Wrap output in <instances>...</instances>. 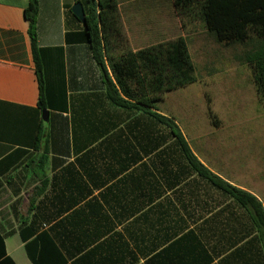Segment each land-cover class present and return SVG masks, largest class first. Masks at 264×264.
Masks as SVG:
<instances>
[{
  "label": "crops",
  "instance_id": "1",
  "mask_svg": "<svg viewBox=\"0 0 264 264\" xmlns=\"http://www.w3.org/2000/svg\"><path fill=\"white\" fill-rule=\"evenodd\" d=\"M30 1L0 0V264H146L164 248L171 264H264V242H251L253 230L245 239L238 209L191 172L170 131L110 99L109 80L134 102L109 55L169 41L160 10L116 0L122 35L102 42L100 63L72 13L76 0H37L36 57ZM165 99L152 112L238 187L195 154L160 109Z\"/></svg>",
  "mask_w": 264,
  "mask_h": 264
},
{
  "label": "trees",
  "instance_id": "2",
  "mask_svg": "<svg viewBox=\"0 0 264 264\" xmlns=\"http://www.w3.org/2000/svg\"><path fill=\"white\" fill-rule=\"evenodd\" d=\"M77 2H81L84 6L85 34L92 45L94 56L102 63V42L108 46L111 41L110 33L115 35L116 39H120L122 35L118 3L116 0H76ZM173 4L182 19L193 16L192 19L201 21L207 32L218 43L242 44L253 38L260 42L256 50L246 54L245 62L252 69L257 93L264 103V0H173ZM37 13L38 2L31 0L29 7L25 10V16L30 22V36L36 57L38 51L35 32ZM108 58L111 60L119 89L129 100L134 101L123 99L115 85L109 80L107 84L112 102L120 107L141 110L155 119L160 126L169 130L191 172L203 180L206 185L227 197L233 204V213L234 209H238L239 218L237 219L242 222L245 229L248 227L245 239L253 230L256 236L251 242L256 240L264 242V208L259 199L205 168L192 154L175 122L152 112V109H155L157 103L163 101L167 93L197 82L196 68L187 40L179 37L137 52L124 51L116 60H113L110 55ZM41 107L45 108L43 100ZM229 207L230 205L226 206L221 212H230ZM222 232L224 233V230ZM187 238L189 235L184 236L176 245ZM169 250L171 249H162L146 264L154 263L156 258L160 260L159 264H171ZM191 255L192 253L188 257ZM179 258L181 256L177 259ZM211 262L212 259L209 258L204 264ZM183 263V259H179L177 264Z\"/></svg>",
  "mask_w": 264,
  "mask_h": 264
},
{
  "label": "rangeland",
  "instance_id": "3",
  "mask_svg": "<svg viewBox=\"0 0 264 264\" xmlns=\"http://www.w3.org/2000/svg\"><path fill=\"white\" fill-rule=\"evenodd\" d=\"M143 3L160 10L169 41L187 40L196 68L197 82L167 94L160 109L172 113L206 165L264 202V103L245 62L260 42L224 45L193 16L182 19L173 0Z\"/></svg>",
  "mask_w": 264,
  "mask_h": 264
},
{
  "label": "water",
  "instance_id": "4",
  "mask_svg": "<svg viewBox=\"0 0 264 264\" xmlns=\"http://www.w3.org/2000/svg\"><path fill=\"white\" fill-rule=\"evenodd\" d=\"M72 13L86 26V14L82 3L77 2L72 7ZM49 112L47 110L42 111V117L44 120H48Z\"/></svg>",
  "mask_w": 264,
  "mask_h": 264
}]
</instances>
